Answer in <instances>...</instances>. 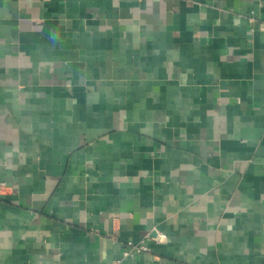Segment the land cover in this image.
Returning a JSON list of instances; mask_svg holds the SVG:
<instances>
[{
    "label": "crops",
    "instance_id": "crops-1",
    "mask_svg": "<svg viewBox=\"0 0 264 264\" xmlns=\"http://www.w3.org/2000/svg\"><path fill=\"white\" fill-rule=\"evenodd\" d=\"M118 262L264 264V0H0V264Z\"/></svg>",
    "mask_w": 264,
    "mask_h": 264
},
{
    "label": "built area",
    "instance_id": "built-area-1",
    "mask_svg": "<svg viewBox=\"0 0 264 264\" xmlns=\"http://www.w3.org/2000/svg\"><path fill=\"white\" fill-rule=\"evenodd\" d=\"M132 248H134L135 250H138V251H146V250H148V245L145 241H142L139 244L132 245ZM129 253H130L129 250H125L124 255H128ZM118 264H120V263L118 262Z\"/></svg>",
    "mask_w": 264,
    "mask_h": 264
}]
</instances>
